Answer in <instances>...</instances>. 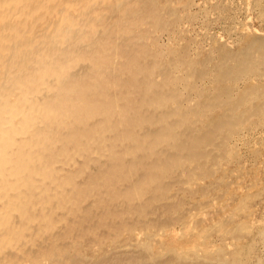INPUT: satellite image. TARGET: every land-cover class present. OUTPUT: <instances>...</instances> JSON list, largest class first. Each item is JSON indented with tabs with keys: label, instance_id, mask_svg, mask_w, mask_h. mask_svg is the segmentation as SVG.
<instances>
[{
	"label": "rangeland",
	"instance_id": "obj_1",
	"mask_svg": "<svg viewBox=\"0 0 264 264\" xmlns=\"http://www.w3.org/2000/svg\"><path fill=\"white\" fill-rule=\"evenodd\" d=\"M137 1L139 3H137ZM172 1L171 0H94V2H92L93 4L91 5L92 7L89 10H86V12L82 10L86 5V0H78L77 2H74L76 3L75 9L78 10V12L81 11L83 13L82 18H84L85 21L88 23L87 25L88 29H86V33L87 35L89 34L90 36L88 45H86V47L78 49L80 54L81 55L83 54L82 62L79 63L78 67L80 68V66L82 67L84 66L85 70L84 72H82L83 69L80 70V72L77 70L78 75L80 76V79L82 82L79 88V90L81 91L80 96L82 97L83 100L86 101V104L89 107L87 112H88V116L90 117L89 118L90 121L87 120V122L84 123L82 128L79 125L73 124V126L70 127V129H67V131L66 130L63 131V133L68 132L70 134V137H68V139H66V142L62 144V146L64 147L63 154L66 153L65 155L66 158H64L63 156V158L59 159L58 165L61 166L62 169L60 168V173H59L60 177L58 176L57 178L58 179L60 178L61 180L65 181V185H63L61 189L63 190L62 191L63 194H61L60 192L59 196L55 198V200L57 199L58 202L54 200L55 201L53 202L54 204L51 202L53 206L51 205L52 207H50V212L55 213L51 215H54L52 216V218L54 217L55 219L52 220V224L56 228L53 229V232L45 231L43 233L44 236L43 234L39 236L36 233L34 236L35 242H32L34 246H33V249L31 250L28 249V245L31 243H28L27 245H25V242H24L25 240L20 242L18 246H15V248L7 250L6 252H4V254L0 255V258H1L0 264H10L12 262L14 264H22V262L24 264H34L33 262L36 261V259L38 258H42V259L46 258V261H44L43 264H47V263L48 264H68L69 262L70 264H254V263L264 264V185H263L264 184V112H263L264 111L263 110L264 109V84H263L264 82V78H263L264 69L263 68L264 67H260L261 64L262 66L264 65L263 64L264 62V55H263L264 54V48H263L264 47V0H200V2L199 0H172ZM193 3L194 4L198 3L199 6L198 4L197 5L195 4V6H197L195 7ZM125 7H126V10H125ZM144 7H145V10H144ZM150 9H152V12ZM153 9L155 10L153 11ZM107 10H110L111 12ZM117 10L119 11V13ZM244 19L246 20V22ZM189 20L191 23L189 22ZM50 22L52 25L53 22L52 21ZM110 24L113 27L111 26L109 28ZM176 24H178V26ZM124 26L126 27L125 29H124ZM246 27L248 28L247 35L249 36L246 35ZM144 28L147 30H145ZM184 28L187 30H184ZM249 29H250V32H249ZM254 29H256L257 31ZM104 31L106 33H103ZM115 31H117L118 33ZM173 31L176 34L173 33ZM258 31H259L258 35L260 36V39L258 36H256ZM260 33H263V34L261 35ZM190 36H192L193 38L192 37L190 38ZM217 36L218 38H216ZM257 37L258 39H256ZM97 38L99 39L101 38L100 39L101 41ZM111 38L113 39L111 40ZM160 38H164V39H160ZM215 39L217 42L215 41ZM185 41H187L188 43L187 42L185 43ZM128 42L131 44H129ZM143 43L144 45H142ZM216 43L219 45H217ZM223 43L224 44L226 43L225 47L227 46V43H229L227 46L229 50L223 46L224 45ZM248 43L251 46H249ZM260 43L262 44V46ZM152 47L153 49H151ZM216 47L218 48V51L216 50L217 49ZM186 49H187V52H186ZM197 49L199 50L198 53L196 52ZM223 50L224 51L226 50V52H224ZM158 51L159 53H161L160 55L158 54ZM188 51H190V53ZM154 52L155 54H158V55H155ZM255 52H258V53H255ZM164 55L165 56L167 55V56L165 57ZM250 55H252L251 59L247 58V56L250 57ZM259 55H261V57ZM122 56L124 57L123 59H122ZM153 56L154 58L156 56L155 60ZM175 56H179L180 58L179 57L175 58ZM223 57L225 59H223ZM169 58L171 59L172 62L170 61ZM243 59H246V60H243ZM239 60L241 61L238 62ZM256 60H258V63L260 64L259 66H257ZM225 62L227 64H225ZM81 63L82 64L88 63V64L82 65ZM156 63H158L160 67ZM251 63H254V64H251ZM163 65L165 67L167 66L168 68L167 67L165 68ZM252 65H255V66H252ZM184 66L187 67L188 70ZM234 66H235V69H234ZM238 66H240L239 71H238L239 68H237ZM250 66L252 67L253 70L250 68ZM222 67L226 69L225 72H224V68L222 69ZM244 67H246V69H244ZM255 67H260V68H255ZM147 68H150V71L152 69V71L151 72L148 71L149 69L147 70ZM165 69L166 71H164ZM215 69H216V73H215ZM230 69H234L235 71L230 70ZM255 69L257 72L255 71ZM217 71L219 72V75H217L218 73ZM222 71L224 72V75H222L223 73ZM170 72L172 73L173 76L171 75ZM229 72H231V74H229ZM262 72H263V75H262ZM148 73H150L149 76H148ZM261 75L263 79L261 78ZM160 76H162V78ZM250 79L253 80L254 82L250 81ZM177 81H180L179 85ZM193 81L194 82L196 81V82L194 83ZM114 82H115V85H114ZM213 82L215 83V85ZM110 83L112 86L109 85ZM255 84H258V85H255ZM254 86H256L255 89H254ZM111 87H112V90L114 89L113 91L115 93L111 90ZM180 87H182L183 89ZM228 87H229V90H228ZM127 89L130 91H128ZM207 90L209 91V95L207 93ZM220 94H223V95H220ZM104 97H105V100H104ZM208 97L210 100H208ZM184 99L187 101H185ZM183 100L184 102H186V104L182 103ZM155 106L156 107L159 106V107L156 108ZM153 107L157 110H155ZM195 107L198 110H196ZM181 109H183L184 111H182ZM215 110H217L216 111L217 113L214 112ZM111 111H112V114H111ZM106 113H107V116H106ZM225 115L227 116V120L225 119L226 117ZM105 118L113 119V123L103 126L102 130H100L99 124L97 122L102 119L104 120ZM218 118H219V121L221 120L220 122H218ZM177 119H178V122H177ZM253 119L255 122L253 121ZM183 122L185 124H183ZM190 123L191 125L190 127H188ZM192 125H194L193 128L191 127ZM153 126L154 128H151ZM185 126H187L188 128ZM204 126L206 127L210 126V127L209 128L207 127L208 128L207 130V128ZM53 128H55V126L52 127V130L54 131ZM217 128L218 130L216 131ZM261 128L263 130H261ZM96 129L99 130V132ZM185 129L187 131H184ZM201 129L203 131L206 130L207 132L206 131L203 132ZM212 130H214V132L215 131L217 132V133L215 132L217 137ZM228 131L232 133H228ZM224 132H227V133L224 134ZM195 133L197 134V136ZM205 134H207L208 136L212 134L214 136H211L208 139L207 138L208 136H206ZM199 135L201 136V138ZM171 136L172 138H170ZM176 137L179 140H176L177 139ZM202 138H205V139L202 140ZM224 138L225 140H222ZM171 139L172 140L174 139V140L172 141ZM199 139H201L203 142L205 141V143L203 144V142L200 140L199 141L200 144H199L198 143ZM206 139H208V142ZM169 140L171 143L169 142ZM182 141H184L185 143ZM189 141H191L190 143L192 144V147L189 144ZM196 142L199 144L198 146L193 145L194 143L197 144ZM90 143H92V145ZM213 143L214 145H212ZM86 144L88 145L87 147H86ZM227 144H230L231 146L229 145L228 147ZM114 145L115 147H113ZM172 145L175 147L177 145H180V146H177V148L180 147L181 150L180 149L179 150L181 154L179 151H176L177 148L173 147ZM185 145L187 146L185 147ZM169 146H172V147H169ZM202 147L203 149H201ZM86 148H89V149H86ZM104 148L106 151L104 150ZM49 149H51V147ZM173 149H176V150L174 151ZM191 149H195V150H193L192 152ZM200 149L201 151H199ZM81 150H82V153L79 152ZM92 150H93V153H92ZM217 150H219V152L221 150H224V151H221L219 153L217 152ZM167 151H168V154H166ZM171 151L173 154L171 153ZM50 152L51 153L47 157V160L53 166H55V164L57 163L56 158L60 154H58L57 151L55 152L53 149ZM84 152H86L85 153L86 155L84 154ZM109 152L113 158L109 155ZM205 152L208 153V156L206 155L207 153ZM163 153H165L166 155H164ZM128 154H130L129 157H128ZM219 154L220 156H217ZM227 154H228V157H227ZM51 156H52V159L50 158ZM84 156L86 159L83 158ZM147 156L149 157L147 158ZM156 156H159V159L158 157L156 159ZM197 156H199L198 158L200 160L197 159ZM87 157L89 158L87 159ZM114 158L116 159V162ZM122 158L124 159V161L123 160L121 161ZM143 158H145V160ZM222 158L225 161H223ZM107 160L109 161L107 162ZM167 160L168 161L170 160L174 165L170 161H169L170 163H168ZM179 160H181L182 162L180 161L176 163V161H179ZM212 160H214V164ZM67 162H68V165L66 164ZM71 162L75 164H72ZM189 162L191 164H189ZM197 162H199V164L201 165L203 163V167L199 165ZM139 164L140 166H138ZM149 164H150L149 167H151V169L154 168L153 169L154 172L149 167H147ZM142 165L143 166L145 165V166L143 167ZM220 165L222 167H220ZM223 165H225L224 168H223ZM72 166H73V169L70 168ZM127 166L129 169L127 168ZM175 166H177V169ZM81 167L85 169H82ZM145 167L147 168V170H149V172L145 170L146 169ZM111 168H113L114 171ZM181 168L182 170H180ZM108 169H109V173L107 172ZM161 169H165V170H161ZM167 169H169V171H167ZM188 169H190V171H188ZM207 169L209 172H207ZM134 171L138 174L137 175H135L134 173L131 174V172H134ZM158 172H159V175H158ZM179 172L181 176L179 175ZM222 172L223 173L225 172V173L223 174ZM123 173L125 175H123ZM154 173L155 175H152ZM77 174L78 176H76ZM94 174H97V175L95 176ZM100 174H102V176ZM112 174L114 176H111ZM176 174L179 175L178 178ZM195 174L197 175V177L199 176L200 178L199 177L197 178ZM187 175L189 177H187ZM150 178H152V180ZM218 178L220 179L217 180ZM71 180L72 182L70 183ZM196 180H198V182H194ZM143 181H144V184H142ZM187 182L189 185L187 184ZM145 183L146 184L148 183V184L145 185ZM255 184H256V187H255ZM133 186L135 188H133ZM127 190L129 191V193ZM181 191H183V193ZM199 193H200V196H199ZM204 193H205V196H204ZM245 193L248 195H245ZM74 196L76 199L74 198ZM153 196L155 199L154 201H153ZM112 197L113 199H111ZM77 198H79L78 199L79 202L77 201ZM94 198L96 199L94 200ZM69 199H71V201ZM66 200H69V202L67 201L66 203ZM72 200L74 201L73 205H72V202H73ZM145 200L146 202H144ZM128 201H129V205H128ZM57 206H59L58 208L59 211L57 210ZM64 207L65 209H63ZM232 207H236V208L232 209ZM116 208L119 211H116ZM128 208H130L131 211H129L130 209L128 210ZM222 208L223 209L225 208V209L222 211ZM44 209L48 211L46 207ZM135 209H137L138 212ZM199 210L201 211L199 212ZM114 211L116 212L117 215L115 214ZM40 212H43L42 209ZM44 213H46V211H44L43 214ZM58 213H61V214L59 215ZM91 213H93V217H91L92 216ZM103 213H104V216H103ZM31 215H32V212L30 213V216ZM224 215L226 216V218H224L225 217ZM86 218L89 220H87ZM147 219L150 221H148ZM76 220L78 221V223ZM73 221L74 222L76 221L75 222L76 224L73 223ZM238 223L240 224L238 225ZM92 224H94L95 226L92 227L93 226ZM194 225H196V227ZM193 227L195 228L192 230ZM246 227H248L249 230H247L248 228L246 229ZM62 228H63V231H62ZM82 228L83 230H81ZM172 228L175 231L172 230ZM184 228H186L185 229L186 231L184 230ZM219 231L221 233H219ZM163 232L165 233L167 232V235L165 233L163 235ZM169 233L170 234L174 233L175 237L174 235L172 236V234L170 235ZM162 235L163 236L166 235L167 238L165 237L166 238L165 239L164 237H162ZM72 236H73V240L71 238ZM135 236L136 237L139 236L138 239L135 238ZM168 238H174L175 240L171 239L172 241H169L170 239ZM63 242H64V245H63ZM186 243H187V246H186ZM174 244H175V247H174ZM154 245L157 247H155ZM166 245H168V247ZM124 246H128V247L124 248ZM210 247L213 249V251L211 250L212 252L209 249ZM172 248L174 250H172ZM181 248L183 250H181ZM197 250H199L200 252ZM93 253L95 254V256ZM156 253L158 255L159 254L161 255L158 256ZM246 258L247 259L249 258V259L247 260ZM242 260H244L245 263Z\"/></svg>",
	"mask_w": 264,
	"mask_h": 264
},
{
	"label": "bare ground",
	"instance_id": "obj_2",
	"mask_svg": "<svg viewBox=\"0 0 264 264\" xmlns=\"http://www.w3.org/2000/svg\"><path fill=\"white\" fill-rule=\"evenodd\" d=\"M78 1V0H77ZM76 0H0V255L4 254V252H6L9 249L15 248V246H18L20 242H22L23 240H25V245H27L28 243H31L28 245V249H33L34 244H32V242H35L34 240V236L37 233L39 236H41L45 231L47 232H53V229L56 228L53 224H52V220H54L55 218L51 215V214H55L54 212H50V207H52V203L57 201V199L55 200L56 197L59 196V193L61 192V194H63V190L62 187L63 185H65V181L61 180L60 178L58 179L57 177L59 176L60 173V168L61 166L58 165L59 163V159L60 158H66L65 155L66 153L63 154L64 152V147L62 146V144H64L66 142V139H68V137H70V134L68 132H64V130L67 131V129H70V127L73 126V124L79 125L81 128L83 127L84 123L87 122V120L90 121V117L88 116V105L86 104V101L82 99V97L80 96V86H81V79L80 76L78 75V71L80 72V70H82V72H84L85 68L84 66H80V68L78 67L79 63L82 62V56L78 49H81L83 47H86V45H88L89 40H90V36L89 34L87 35L86 33V29L88 23L85 21L84 18H82V12H78V10L75 9L76 7ZM172 1V0H171ZM92 2H94V0H86V5L85 7L82 9L84 12H86V10H89L92 6ZM158 2V1H157ZM173 2V1H172ZM176 2V1H175ZM200 2V0H199ZM198 2V3H199ZM216 2V1H215ZM135 3V2H133ZM137 3H139L137 1ZM168 3V2H167ZM184 3V2H183ZM198 3H195L196 5ZM211 3V2H210ZM218 3V2H217ZM155 4V3H154ZM161 4V3H159ZM165 4V3H164ZM163 4V5H164ZM179 4V3H178ZM177 4V6H178ZM194 4V3H193ZM194 4V6H195ZM162 5V6H163ZM176 5V4H175ZM134 6V4H133ZM158 6V5H157ZM183 6V4H182ZM189 6V4H188ZM199 6V4H198ZM204 6V4H203ZM136 7V6H135ZM149 7V5H148ZM170 7V6H169ZM181 7V6H180ZM187 7V6H186ZM197 7V6H195ZM105 8V7H104ZM109 8V7H108ZM137 8V7H136ZM135 8V9H136ZM177 8V7H176ZM207 8V7H206ZM103 9V8H102ZM174 9V8H173ZM179 9V8H178ZM202 9V8H201ZM104 10V9H103ZM126 10V7H125ZM133 10V9H132ZM142 10V9H141ZM145 10V7H144ZM152 12V9H150ZM155 9H153L154 11ZM211 10V9H210ZM109 12H111L110 10H107ZM118 11V10H117ZM135 11V10H134ZM165 11V10H164ZM184 11V10H183ZM196 12V11H195ZM205 12V10H204ZM119 13V11H118ZM134 13V12H133ZM177 13V11H176ZM185 13V12H184ZM194 13V12H193ZM209 13V12H208ZM220 13V12H219ZM256 13V12H255ZM190 14V13H189ZM204 14V13H202ZM102 15V14H101ZM100 15V17H101ZM104 15V14H103ZM128 15V14H127ZM111 16V15H109ZM157 16V15H156ZM179 16V15H178ZM181 16V15H180ZM188 16V15H187ZM198 16V15H197ZM200 16V15H199ZM105 17V16H104ZM201 17V16H200ZM112 18V17H111ZM114 18V17H113ZM118 18V17H117ZM125 18V17H124ZM184 18V16H183ZM195 18V17H194ZM193 18V19H194ZM202 18V17H201ZM200 18V19H201ZM103 19V18H102ZM101 19V20H102ZM105 19V18H104ZM128 19V18H127ZM131 19V18H129ZM182 19V18H181ZM203 19V18H202ZM112 20V19H111ZM133 20V19H132ZM157 20V19H156ZM196 20V19H195ZM204 20V19H203ZM245 20V19H244ZM52 21V25L51 22ZM96 21V19H95ZM94 21V22H95ZM122 21V19H121ZM134 21V20H133ZM143 21V20H142ZM186 21V20H185ZM200 21V20H199ZM198 21V22H199ZM238 21V20H237ZM243 21V20H242ZM93 22V23H94ZM98 22V21H97ZM102 22V21H101ZM111 22V21H110ZM129 22V21H128ZM187 22V21H186ZM190 22V20H189ZM196 22V21H195ZM194 22V24H195ZM241 22V21H240ZM244 22V21H243ZM246 22V20H245ZM253 22V21H252ZM112 23V22H111ZM127 23V22H126ZM148 23V22H146ZM176 23V22H175ZM188 23V22H187ZM186 23V24H187ZM191 23V22H190ZM189 23V24H190ZM202 23V21H201ZM200 23V24H201ZM216 23V22H215ZM140 24V23H139ZM173 24V23H172ZM179 24V23H178ZM178 24H176L178 26ZM184 24V23H183ZM182 24V25H183ZM198 24V23H197ZM208 24V23H207ZM255 24V23H253ZM109 25V24H108ZM119 25V24H118ZM121 25V23H120ZM127 25V24H126ZM125 25V26H126ZM251 25V24H250ZM94 26V25H93ZM112 25L110 24L109 28ZM124 26V29L127 27ZM129 26V25H128ZM143 26V25H142ZM193 26V25H192ZM236 26V25H235ZM245 26V25H244ZM98 27V26H97ZM113 27V26H112ZM118 27V26H117ZM187 27V26H186ZM100 28V27H99ZM107 28V29H109ZM258 28V27H257ZM101 29V28H100ZM145 29V28H144ZM179 29V28H178ZM113 30V28H112ZM115 30V29H114ZM120 30V29H119ZM147 30V29H145ZM181 30V29H180ZM183 30V29H182ZM184 30H187L184 28ZM199 30V29H198ZM245 30V29H244ZM247 30L248 28L246 27V35H247ZM256 30V29H254ZM260 30V29H259ZM99 31V30H98ZM102 31V30H101ZM100 31V32H101ZM107 31V30H106ZM134 31V30H133ZM140 31V30H139ZM195 31V30H194ZM192 31V32H194ZM257 31V30H256ZM117 32V31H115ZM122 32V31H121ZM141 32V31H140ZM187 32V31H186ZM196 32V31H195ZM199 32V31H198ZM231 32V31H230ZM250 32V29H249ZM255 32V31H254ZM261 32V31H260ZM263 32V31H262ZM102 33V32H101ZM103 33H106L105 31ZM118 33V32H117ZM127 33V32H126ZM166 33V32H165ZM168 33V32H167ZM173 33H175L173 31ZM244 33V32H243ZM176 34V33H175ZM189 34V33H188ZM198 34V33H197ZM259 31L257 32V35L260 39V36L258 35ZM261 35L263 33H260ZM83 35V36H82ZM91 35V34H90ZM99 35V33H98ZM101 35V34H100ZM123 35V33H122ZM121 35V36H122ZM131 35V34H130ZM129 35V36H130ZM141 35V34H140ZM173 35V34H172ZM184 35V33H183ZM190 35V34H189ZM193 35V34H192ZM135 36V35H134ZM168 36V34H167ZM166 36V37H167ZM174 36V35H173ZM197 36V35H196ZM216 36V35H215ZM234 36V35H233ZM249 36V35H247ZM253 36V35H252ZM82 37V38H81ZM170 37V36H169ZM192 36H190L191 38ZM201 37V36H200ZM205 37V36H203ZM228 37V36H227ZM255 37V36H254ZM252 37V38H254ZM258 37L256 39H258ZM102 38V37H101ZM100 38V39H101ZM109 38V37H108ZM174 38V37H173ZM176 38V37H175ZM180 38V37H179ZM193 38V37H192ZM218 38V36L216 37ZM249 38V37H248ZM251 38V39H252ZM99 39V38H97ZM99 39V40H100ZM113 38H111L112 40ZM119 39V37H118ZM122 39V38H121ZM135 39V38H134ZM145 39V38H144ZM160 39H164V38H160ZM202 39V38H201ZM222 39V37H221ZM107 40V39H106ZM169 40V39H168ZM167 40V41H168ZM197 40V39H196ZM199 40V39H198ZM209 40V39H208ZM214 40V38H213ZM262 40V39H261ZM92 41V40H91ZM96 41V40H95ZM101 41V40H100ZM121 41V40H119ZM137 41V39H136ZM173 41V40H172ZM180 41V40H179ZM188 41V40H187ZM185 41V43L187 42ZM200 41V40H199ZM216 41V39H215ZM214 41V42H215ZM249 41V40H248ZM134 42V41H132ZM158 42V41H157ZM170 42V41H169ZM177 42V41H176ZM192 42V40H191ZM201 42V41H200ZM212 42V41H210ZM217 42V41H216ZM219 42V41H218ZM235 42V40H234ZM245 42V40H244ZM250 42V41H249ZM263 42V41H262ZM92 43V42H91ZM123 43V41H122ZM129 43V42H128ZM141 43V42H140ZM178 43V42H177ZM188 43V42H187ZM190 43V42H189ZM207 43V42H206ZM255 43V42H254ZM258 43V42H257ZM94 44V42H93ZM131 44V43H129ZM217 44V43H216ZM224 44V43H223ZM222 44V45H223ZM229 43H227L228 46ZM249 44V43H248ZM261 44V43H260ZM114 45V44H112ZM123 45V44H122ZM144 45V43L142 44ZM180 45V44H179ZM188 45V44H187ZM215 45V43H214ZM219 45V44H217ZM216 45V46H217ZM226 43L223 45L225 47ZM231 45V44H230ZM240 45V43H239ZM254 45V44H253ZM256 45V44H255ZM92 46V45H91ZM94 46V45H93ZM98 46V45H97ZM110 46V45H109ZM158 46V45H157ZM191 46V45H189ZM227 46L225 48H227ZM249 46H251L249 44ZM262 46V44H261ZM260 46V48H261ZM108 47V46H107ZM139 47V46H138ZM149 47V46H148ZM161 47V46H160ZM171 47V46H169ZM175 47V46H173ZM196 47V45H195ZM210 47V46H208ZM215 47V46H214ZM219 47V46H218ZM231 47V46H229ZM177 48V46H176ZM182 48V47H181ZM198 48V47H197ZM217 48V47H216ZM242 48V47H240ZM259 48V47H258ZM264 48V47H263ZM153 49V47L151 48ZM157 49V48H156ZM179 49V48H178ZM191 49V48H190ZM189 49V50H190ZM196 49V48H195ZM202 49V48H201ZM214 49V48H213ZM228 49V48H227ZM244 49V48H242ZM248 49V48H247ZM88 50V49H87ZM85 50V51H87ZM140 50V49H139ZM144 50V49H143ZM183 50V49H182ZM180 50V51H182ZM203 50V49H202ZM206 50V49H204ZM218 51V48L216 49ZM229 50V49H228ZM261 50V49H260ZM193 51V50H192ZM195 51V50H194ZM198 49L196 50V52L198 53ZM221 51V50H219ZM224 51V50H223ZM234 51V50H233ZM254 51V50H253ZM105 52V51H103ZM145 52V51H144ZM187 52V49H186ZM190 53V51H188ZM211 52V51H210ZM226 52V50L224 51ZM229 52V51H227ZM232 52V51H231ZM245 52V51H244ZM263 52V50H262ZM131 53V52H130ZM143 53V52H142ZM157 53V52H156ZM180 53V52H179ZM188 53V54H189ZM217 53V52H216ZM258 53V52H255ZM98 54V53H97ZM96 54V55H97ZM121 54V53H120ZM152 54V53H151ZM150 54V55H151ZM155 54V52H154ZM158 54L160 55L161 53ZM155 54V55H158ZM186 54V55H188ZM213 54V53H212ZM219 54V53H218ZM125 55V54H123ZM129 55V54H128ZM178 55V54H177ZM201 55V54H200ZM248 55V54H247ZM258 55V54H257ZM264 55V54H263ZM262 55V56H263ZM120 56V55H119ZM165 56V55H164ZM167 56V55H166ZM165 56V57H166ZM169 56V55H168ZM171 56V55H170ZM190 56V55H189ZM221 56V55H220ZM239 56V55H238ZM261 57V55H259ZM113 57V56H112ZM149 57V56H148ZM151 57V56H150ZM179 56H175V58H177ZM225 57V56H224ZM223 57V59H225ZM235 57V56H234ZM240 57V56H239ZM246 57V56H245ZM252 55H250V57L247 56V58L251 59ZM120 58V57H119ZM124 57L122 56V59ZM154 58V56H153ZM156 58V56H155ZM154 58V60H155ZM161 58V57H160ZM173 58V57H172ZM180 58V57H179ZM185 58V57H184ZM111 59V58H110ZM143 59V58H142ZM148 59V58H147ZM170 59V58H169ZM195 59V58H194ZM193 59V60H194ZM222 59V58H221ZM231 59V57H230ZM239 59V58H237ZM257 59V58H256ZM127 60V59H126ZM125 60V61H126ZM145 60V59H144ZM159 60V59H158ZM161 60V59H160ZM167 60V59H166ZM165 60V61H166ZM192 60V61H193ZM228 60V59H227ZM246 60V59H243ZM260 60V59H259ZM85 61V60H84ZM163 61V60H162ZM164 61V62H165ZM171 61V59H170ZM169 61V62H170ZM174 61V60H173ZM180 61V60H178ZM177 61V62H178ZM197 61V60H196ZM219 61V60H218ZM231 61V60H230ZM229 61V62H230ZM241 60H239L238 62H240ZM262 61V60H261ZM259 61V62H261ZM89 62V61H88ZM96 62V61H94ZM116 62V61H115ZM118 62V61H117ZM124 62V61H123ZM163 62V63H164ZM172 62V61H171ZM201 62V60H200ZM228 62V61H227ZM237 62V63H238ZM243 62V61H242ZM245 62V61H244ZM129 63V62H128ZM181 63V62H180ZM185 63V62H184ZM187 63V62H186ZM209 63V61H208ZM232 63V62H231ZM235 63V62H233ZM82 64V63H81ZM85 64V63H84ZM82 64V65H84ZM88 64V63H86ZM85 64V65H86ZM94 64V63H93ZM96 64V63H95ZM121 64V63H120ZM158 64V63H156ZM168 64V62H167ZM225 64H227L225 62ZM224 64V65H225ZM254 64V63H251ZM249 64V65H251ZM256 64L257 66H259L260 64L258 63V60H256ZM264 64V62H263ZM91 65V64H90ZM99 65V63H98ZM104 65V64H103ZM159 65V64H158ZM186 65V64H185ZM214 65V64H213ZM236 65V64H235ZM93 66V65H92ZM91 66V67H92ZM156 66V65H155ZM164 66V65H163ZM162 66V67H163ZM188 66V65H187ZM211 66V65H210ZM223 66V64H222ZM230 66V65H228ZM237 66V65H236ZM247 66V65H246ZM255 66V65H252ZM102 67V66H101ZM104 67V66H103ZM120 67V66H119ZM133 67V66H132ZM149 67V66H147ZM160 67V65H159ZM165 67V66H164ZM167 67V66H166ZM165 67V68H166ZM175 67V65H174ZM179 67V66H178ZM185 67V66H184ZM240 66H238L237 68H239ZM260 67H264V65ZM260 67H255V68H260ZM100 68V67H99ZM151 68V67H150ZM150 68H147L148 71H150ZM168 68V67H167ZM181 68V67H180ZM187 68V67H185ZM200 68V67H199ZM209 68V66H208ZM221 68V66H220ZM224 67H222L223 69ZM233 68V67H232ZM236 68V69H237ZM242 68V67H241ZM249 68V67H247ZM250 68L252 69V67L250 66ZM140 69V68H139ZM171 69V68H170ZM195 69V67H194ZM219 69V68H218ZM217 69V70H218ZM221 69V70H222ZM235 69V66H234ZM234 69H230V70H234ZM244 69H246V67H244ZM264 69V68H263ZM78 70V71H77ZM99 70V69H97ZM109 70V69H108ZM146 70V71H147ZM160 70V69H159ZM178 70V69H177ZM188 70V68H187ZM186 70V71H187ZM201 70V69H200ZM204 70V69H203ZM212 70V69H211ZM225 68H224V72H225ZM229 70V71H230ZM240 70V68L238 69V71ZM253 70V69H252ZM143 71V69H142ZM147 71V72H148ZM152 71V69H151ZM150 71V72H151ZM155 71V70H154ZM166 71V69L164 70ZM168 71V70H167ZM171 71V70H170ZM198 71V70H197ZM208 71V69H207ZM219 71V70H218ZM217 71V72H218ZM228 71V70H227ZM235 71V70H234ZM237 71V72H238ZM256 71V69H255ZM259 71V70H258ZM119 72V71H118ZM121 72V71H120ZM130 72V71H129ZM135 72V71H134ZM145 72V70H144ZM179 72V71H178ZM182 72V71H181ZM210 72V71H209ZM220 72V71H219ZM219 72L217 73V75H219ZM223 72V71H222ZM224 72L222 73V75H224ZM248 72V71H247ZM257 72V71H256ZM96 73V72H95ZM171 73V72H170ZM190 73V72H188ZM196 73V72H195ZM200 73V71H199ZM204 73V72H203ZM215 73H216V69H215ZM235 73V72H234ZM240 73V72H239ZM249 73V72H248ZM260 73V72H258ZM125 74V73H124ZM128 74V73H127ZM174 74V73H173ZM211 74V73H210ZM229 74H231V72H229ZM238 74V73H237ZM150 75V73H148V76ZM152 75V73H151ZM172 75V73H171ZM175 75V74H174ZM190 75V74H189ZM196 75V74H195ZM214 75V74H213ZM221 75V77H222ZM263 75V72H262ZM261 75V78H262ZM101 76V75H99ZM107 76V75H106ZM105 76V77H106ZM129 76V75H128ZM140 76V75H139ZM173 76V75H172ZM186 76V75H185ZM206 76V75H204ZM202 76V77H204ZM247 76V75H246ZM252 76V75H251ZM258 76V75H257ZM143 77V76H142ZM162 78V76H160ZM183 77V76H182ZM188 77V76H187ZM194 77V76H193ZM192 77V78H193ZM201 77V76H200ZM228 77V76H226ZM231 77V75H230ZM228 77V78H230ZM236 77V76H235ZM107 78V77H106ZM114 78V77H113ZM119 78V76H118ZM124 78V77H123ZM165 78V77H164ZM171 78V77H170ZM177 78V77H176ZM190 78V77H189ZM199 78V77H198ZM213 78V77H212ZM217 78V77H216ZM260 78V77H259ZM264 78V77H263ZM262 78V79H263ZM103 79V78H102ZM140 79V78H139ZM138 79V80H139ZM157 79V78H156ZM195 79V78H194ZM201 79V78H200ZM221 79V78H219ZM223 79V78H222ZM234 79V77H233ZM261 79V80H262ZM106 80V79H105ZM113 80V79H112ZM115 80V79H114ZM130 80V79H129ZM133 80V79H132ZM179 80V79H178ZM236 80V79H235ZM124 81V80H123ZM131 81V80H130ZM134 81V80H133ZM146 81V80H145ZM172 81V79H171ZM197 81V80H196ZM195 81V82H196ZM200 81V80H199ZM249 81V80H248ZM250 81H253L250 79ZM257 81V80H256ZM111 82V81H110ZM178 85L180 81H177ZM190 82V81H189ZM194 82V81H193ZM194 82V83H195ZM201 82V81H200ZM247 82V80H246ZM254 82V81H253ZM95 83V82H94ZM101 83V82H100ZM108 83V82H107ZM151 83V82H150ZM163 83V82H162ZM175 83V82H174ZM187 83V82H186ZM214 83V82H213ZM259 83V82H257ZM220 84V83H219ZM228 84V83H227ZM246 84V83H244ZM261 84V83H260ZM264 84V82H263ZM99 85V84H98ZM111 85V83L109 84ZM115 85V82H114ZM126 85V84H125ZM215 85V83H214ZM248 85V84H247ZM258 85V84H255ZM112 86V85H111ZM177 86V85H176ZM195 86V84H194ZM244 86V85H243ZM242 86V87H243ZM251 86V85H250ZM119 87V86H118ZM147 87V86H146ZM207 87V86H206ZM215 87V86H214ZM256 86H254L255 89ZM263 87V86H262ZM95 88V87H94ZM107 88V86H106ZM176 88V87H175ZM182 88V87H180ZM216 88V87H215ZM218 88V87H217ZM222 88V86H221ZM253 88V87H252ZM90 89V88H89ZM96 89V88H95ZM103 89V88H102ZM110 89V88H109ZM118 89V88H117ZM121 89V88H120ZM132 89V88H131ZM149 89V88H148ZM151 89V87H150ZM153 89V88H152ZM158 89V88H157ZM183 89V88H182ZM195 89V88H193ZM219 89V88H218ZM225 89V88H224ZM261 89V88H260ZM263 89V88H262ZM94 90V89H93ZM112 90V87H111ZM114 90V89H113ZM112 90V91H113ZM128 90V89H127ZM209 90V89H208ZM207 90V93L209 95V91ZM212 90V89H211ZM223 90V88H222ZM221 90V91H222ZM229 90V87H228ZM248 90V88H247ZM257 90V89H256ZM259 90V89H258ZM118 91V90H117ZM130 91V90H128ZM203 91V90H202ZM215 91V90H214ZM254 91V90H253ZM96 92V90H95ZM114 92V91H113ZM182 92V91H181ZM204 92V91H203ZM216 92V91H215ZM218 92V91H217ZM220 92V91H219ZM230 92V91H228ZM87 93V92H86ZM115 93V92H114ZM120 93V91H119ZM174 93V92H173ZM212 93V92H211ZM210 93V94H211ZM257 93V92H256ZM110 94V92H109ZM126 94V93H125ZM185 94V93H184ZM194 94V93H193ZM88 95V94H87ZM107 95V94H106ZM105 95V96H106ZM132 95V94H131ZM180 95V94H179ZM196 95V94H195ZM212 95V94H211ZM223 95V94H220ZM258 95V94H257ZM262 95V94H261ZM103 96V95H102ZM129 96V95H128ZM183 96V95H182ZM241 96V95H240ZM253 96V95H252ZM97 97V95H96ZM177 97V96H176ZM180 97V96H179ZM198 97V96H197ZM263 97V96H262ZM185 98V97H184ZM201 98V97H200ZM199 98V99H200ZM241 98V97H240ZM92 99V98H91ZM94 99V98H93ZM102 99V98H101ZM113 99V98H112ZM195 99V98H194ZM198 99V100H199ZM203 99V98H202ZM207 99V98H206ZM205 99V100H206ZM105 100V97H104ZM158 100V99H157ZM170 100V99H169ZM177 100V99H176ZM179 100V99H178ZM185 100V99H184ZM183 100V104L186 102H184ZM191 100V99H190ZM208 100L209 97H208ZM216 100V99H215ZM237 100V99H236ZM234 100V101H236ZM109 101V100H108ZM116 101V100H115ZM114 101V102H115ZM123 101V100H122ZM135 101V100H134ZM181 101V100H180ZM187 101V100H185ZM200 101V100H199ZM203 101V100H202ZM232 101V100H231ZM239 101V99H238ZM253 101V100H252ZM259 101V100H258ZM105 102V101H104ZM117 102V101H116ZM173 102V101H172ZM196 102V101H195ZM207 102V101H206ZM130 103V102H129ZM166 103V102H165ZM202 103V102H201ZM233 103V102H232ZM254 103V102H252ZM136 104V103H135ZM153 104V103H152ZM189 104V103H188ZM187 104V105H188ZM114 105V104H113ZM164 105V104H163ZM201 105V104H200ZM206 105V104H205ZM232 105V104H231ZM253 105V104H252ZM262 105V104H261ZM168 106V105H167ZM172 106V105H171ZM202 106V105H201ZM211 106V104H210ZM213 106V105H212ZM156 107V106H155ZM159 107V106H158ZM156 107V108H158ZM227 107V106H226ZM225 107V108H226ZM238 107V106H237ZM253 107V106H252ZM117 108V107H116ZM151 108V107H150ZM154 108V107H153ZM181 108V107H180ZM213 108V107H212ZM223 108V107H222ZM235 108V107H234ZM239 108V107H238ZM119 109V108H118ZM155 109V108H154ZM153 109V110H154ZM196 109V107H195ZM237 109V108H236ZM235 109V111H236ZM241 109V108H240ZM243 109V108H242ZM263 109V108H262ZM110 110V108H109ZM112 110V109H111ZM150 110V109H149ZM157 110V109H155ZM162 110V109H161ZM177 110V109H176ZM180 110V109H179ZM182 111H184L183 109H181ZM198 110V109H196ZM200 110V109H199ZM212 110V109H211ZM238 110V109H237ZM264 110V109H263ZM108 111V110H107ZM114 111V110H113ZM217 110H215L214 112H216ZM222 111V110H221ZM116 112V111H115ZM181 112V111H180ZM192 112V111H191ZM197 112V111H195ZM194 112V113H195ZM199 112V111H198ZM224 112V111H223ZM257 112V111H256ZM264 112V111H263ZM217 113V112H216ZM215 113V114H216ZM222 113V112H220ZM235 113V112H234ZM101 114V112H100ZM112 114V111H111ZM157 114V113H156ZM227 114V113H226ZM242 114V113H241ZM96 115V113H95ZM99 115V114H98ZM115 115V114H114ZM113 115V116H114ZM234 115V114H233ZM232 115V116H233ZM263 115V114H262ZM261 115V116H262ZM107 116V113H106ZM109 116V115H108ZM188 116V114H187ZM209 116V115H208ZM211 116V115H210ZM216 116V115H215ZM224 116V114H223ZM226 116V115H225ZM252 116V115H251ZM196 117V116H195ZM194 117V118H195ZM258 117V116H257ZM179 118V117H178ZM186 118V117H184ZM191 118V117H190ZM193 118V117H192ZM125 119V118H124ZM173 119V118H172ZM181 119V118H180ZM207 119V118H206ZM211 119V117H210ZM214 119V118H213ZM222 119V118H221ZM225 119L227 120V116L225 117ZM232 119V118H230ZM92 120V119H91ZM174 120V119H173ZM176 120V119H175ZM205 120V119H204ZM208 120V119H207ZM217 120V119H216ZM215 120V121H216ZM223 120V119H222ZM168 121V120H167ZM166 121V122H167ZM197 121V120H196ZM214 121V122H215ZM221 121V120H220ZM219 118H218V122ZM254 121V119H253ZM252 121V122H253ZM178 122V119H177ZM208 122V121H207ZM211 122V121H210ZM228 122V121H227ZM255 122V121H254ZM257 122V121H256ZM99 124V128L100 130H102L103 126L107 125V124H112L113 123V119L111 118H105L104 120H100L97 122ZM183 124H185L183 122ZM188 124V123H187ZM208 124V123H207ZM206 124V125H207ZM228 124V123H227ZM225 124V125H227ZM241 124V123H240ZM250 124V123H249ZM122 125V124H121ZM143 125V124H142ZM157 125V124H156ZM180 125V124H179ZM191 123L189 124L188 127H190ZM209 125V124H208ZM224 125V124H223ZM253 125V124H251ZM250 125V127H251ZM55 126L54 131L52 130V127ZM119 126V125H118ZM182 126V125H181ZM185 126V127H187ZM194 125H192L191 127L193 128ZM236 126V125H235ZM77 127V126H76ZM143 127V126H142ZM184 127V128H185ZM187 127V128H188ZM196 127V126H195ZM202 127V126H201ZM206 127V126H204ZM203 127V128H204ZM208 127V126H207ZM206 127V128H207ZM210 127V126H209ZM208 127V128H209ZM120 128V127H119ZM151 128H154L151 127ZM176 128V127H175ZM182 128V127H181ZM180 128V129H181ZM207 128V130H208ZM228 128V127H227ZM95 129V128H94ZM115 129V128H113ZM142 129V128H141ZM190 129V128H189ZM232 129V128H231ZM72 130V129H71ZM97 130V129H96ZM95 130V131H96ZM179 130V129H178ZM202 130V129H201ZM218 130V128L216 129V131ZM220 130V129H219ZM224 130V129H223ZM228 130V129H227ZM226 130V131H227ZM241 130V129H240ZM261 130H263L261 128ZM99 132V130H97ZM176 131V130H174ZM184 131H187L186 129ZM199 131V130H198ZM203 131V130H202ZM206 131V130H204ZM203 131V132H204ZM214 132V130H212ZM215 131V132H216ZM249 131V130H248ZM247 131V132H248ZM86 132V131H85ZM97 132V133H98ZM103 132V131H102ZM192 132V131H191ZM207 132V131H206ZM214 132V134H215ZM222 132V131H221ZM219 132V133H221ZM236 132V131H235ZM62 133V134H61ZM186 133V132H185ZM193 133V132H192ZM198 133V132H197ZM217 133V132H216ZM227 132H224V134ZM228 133H232L229 132ZM92 134V132H91ZM95 134V133H94ZM102 134V133H101ZM108 134V133H107ZM191 134V133H190ZM196 134V133H195ZM223 134V135H224ZM192 135V134H191ZM202 135V134H200ZM199 135V136H200ZM206 136H208L207 134H205ZM216 135V134H215ZM220 135V134H218ZM222 135V136H223ZM181 136V135H180ZM190 136V135H189ZM194 136V135H193ZM197 136V134H196ZM195 136V137H196ZM214 136V135H210L207 138L209 139V137ZM229 136V134H228ZM227 136V137H228ZM234 136V135H233ZM247 136V135H246ZM93 137V136H92ZM97 137V135H96ZM124 137V136H123ZM179 137V136H178ZM217 137V135H216ZM214 137V138H216ZM220 137V136H219ZM226 137V135H225ZM231 137V136H230ZM236 137V136H235ZM91 138V137H90ZM172 138V136L170 137ZM177 138V137H176ZM185 138V137H184ZM188 138V137H187ZM197 138V137H196ZM201 138V136H200ZM125 139V138H123ZM191 139V138H190ZM188 139V140H190ZM205 138H202V140ZM208 139L207 142H208ZM218 139V138H217ZM221 139V138H220ZM109 140V139H108ZM121 140V139H120ZM127 140V139H126ZM164 140V139H163ZM172 140V139H171ZM174 140V139H173ZM172 140V141H173ZM176 140H179L178 138ZM184 140V139H183ZM201 139L198 140V143ZM201 140V141H202ZM216 140V139H215ZM222 140H225L222 139ZM91 141V140H89ZM103 141V140H102ZM115 141V140H114ZM166 141V140H165ZM197 141V140H196ZM213 141V139H212ZM211 141V143H212ZM229 141V140H228ZM170 142V140H169ZM168 142V143H169ZM184 142V141H182ZM181 142V143H182ZM187 142V140H186ZM191 141H189V144L192 147V144L190 143ZM203 142V141H202ZM223 142V141H222ZM171 143V142H170ZM180 143V144H181ZM185 143V142H184ZM197 143V142H196ZM193 144V145H199V144ZM205 143V141L203 142V144ZM229 143V142H227ZM239 143V142H238ZM76 144V143H75ZM92 145V143H90ZM99 144V143H98ZM101 144V142H100ZM120 144V143H119ZM167 144V143H166ZM165 144V145H166ZM174 144V142H173ZM177 144V143H176ZM202 144V143H201ZM202 144V145H203ZM222 144V143H221ZM231 144V143H230ZM230 144H227V146L229 147ZM250 144V143H249ZM77 145V144H76ZM110 145V144H109ZM123 145V143H122ZM214 145V143L212 144ZM78 146V145H77ZM88 145L86 144V147ZM173 146V145H172ZM169 146V147H172ZM180 146V145H177ZM177 146H173L175 148H177ZM187 145H185L186 147ZM206 146V145H204ZM210 146V145H209ZM208 146V147H209ZM231 146V145H230ZM255 146V145H254ZM263 146V145H262ZM51 147V149H49ZM90 147V146H89ZM115 147V145L113 146ZM121 147V146H120ZM123 147V146H122ZM168 147V148H169ZM195 147V146H194ZM219 147V146H218ZM222 147V145H221ZM220 147V148H221ZM226 147V146H225ZM233 147V145H232ZM78 148V147H76ZM110 148V147H109ZM161 148V147H159ZM158 148V149H159ZM164 148V147H163ZM188 148V147H187ZM186 148V150H187ZM211 148V147H210ZM255 148V147H254ZM54 150L55 152L57 151L58 154L60 155H56V161L57 163L55 164V166H53L50 162H48L47 157L49 156V154L51 153V150ZM72 149V148H71ZM70 149V150H71ZM89 149V148H86ZM103 149V148H102ZM166 149V148H165ZM172 149V148H170ZM180 147L176 149H173L174 151H179L180 152ZM203 149V147L201 148ZM201 149L199 151H201ZM205 149V148H204ZM207 149V148H206ZM229 149V148H228ZM232 149V148H231ZM235 149V148H234ZM250 149V148H249ZM95 150V149H94ZM105 150V148H104ZM125 150V148H124ZM162 150V149H161ZM172 150V151H173ZM185 150V149H184ZM183 150V151H184ZM185 150V151H186ZM193 150L195 149H191V151L193 152ZM197 150V149H196ZM212 150V149H211ZM210 150V151H211ZM216 150V149H215ZM238 150V149H237ZM245 150V149H244ZM90 151V150H89ZM106 151V150H105ZM121 151V150H120ZM156 151V150H154ZM166 151V150H165ZM169 151V149H168ZM168 151L166 154H168ZM171 151V153H172ZM209 151V153H210ZM224 151V150H221ZM220 151V152H221ZM232 151V150H230ZM82 153V150L79 151ZM100 152V151H99ZM127 152V151H126ZM140 152V151H139ZM153 152V151H152ZM159 152V151H158ZM156 152V153H158ZM188 152V151H187ZM197 152V151H196ZM212 152V151H211ZM217 152H219V150H217ZM216 152V153H217ZM219 152V153H220ZM227 152V151H226ZM229 152V151H228ZM235 152V150H234ZM73 153V152H72ZM86 152H84L85 154ZM93 153V150H92ZM95 153V152H94ZM132 153V152H131ZM130 153V154H131ZM170 153V154H171ZM176 153V152H175ZM203 153V152H202ZM207 153V152H205ZM204 153V154H205ZM225 153V152H223ZM231 153V152H230ZM91 154V153H89ZM130 154H128V157L130 156ZM134 154V153H133ZM145 154V153H144ZM149 154V153H148ZM161 154V153H160ZM164 155H166L165 153H163ZM173 154V153H172ZM181 154V152H180ZM184 154V153H182ZM186 154V152H185ZM214 154V153H213ZM234 154V153H233ZM236 154V153H235ZM238 154V152H237ZM240 154V153H239ZM86 155V154H85ZM110 155V152H109ZM107 155V156H109ZM122 155V154H121ZM147 155V154H146ZM145 155V156H146ZM152 155V154H151ZM157 155V154H156ZM162 155V154H161ZM179 155V154H178ZM208 156V153L206 154ZM216 155V154H215ZM222 155V153H221ZM230 155V154H229ZM90 156V155H89ZM111 156V155H110ZM115 156V155H113ZM118 156V155H117ZM217 156H220L217 155ZM73 157V155H72ZM80 157V156H79ZM112 157V156H111ZM124 157V156H123ZM149 156H147L148 158ZM153 157V156H152ZM159 159V156H156V159ZM199 156H197V159ZM210 157V156H209ZM228 157V154H227ZM52 159V156L50 157ZM85 158V156L83 157ZM89 157H87L88 159ZM101 158V156H100ZM104 158V157H103ZM113 158V157H112ZM118 158V157H117ZM133 158V157H132ZM131 158V159H132ZM154 158V157H153ZM189 158V157H188ZM187 158V159H188ZM206 158V156H205ZM242 158V157H241ZM70 159V158H69ZM86 159V158H85ZM84 159V160H85ZM107 159V158H106ZM145 160V158H143ZM150 159V158H149ZM155 159V158H154ZM179 159V158H178ZM194 159V158H193ZM192 159V160H193ZM225 159V158H224ZM111 160V159H110ZM115 162L116 159L114 158ZM124 161V159L122 158L121 161ZM147 160V159H146ZM173 160V159H172ZM195 160V159H194ZM200 160V159H199ZM223 160V158H222ZM233 160V159H231ZM51 161V160H50ZM87 161V160H86ZM109 160H107L108 162ZM163 161V159H162ZM168 161V160H167ZM170 161V160H169ZM168 161V163H170ZM176 161L177 162H180ZM213 164H214V160ZM225 161V160H223ZM228 161V160H226ZM55 162V161H54ZM53 162V164H54ZM61 162V160H60ZM75 162V161H74ZM94 162V161H93ZM99 162V161H98ZM113 162V161H111ZM119 162V161H118ZM143 162V160H142ZM145 162V161H144ZM157 162V161H156ZM165 162V161H164ZM174 162V161H173ZM182 162V161H181ZM191 162V161H190ZM189 162V164H191ZM193 162V161H192ZM203 162V161H202ZM216 162V160H215ZM219 162V161H218ZM72 163V162H71ZM84 163V162H83ZM120 163V162H119ZM149 163V161H148ZM172 163V162H171ZM188 163V162H187ZM199 164V162H197ZM205 163V162H204ZM68 165V162L66 163ZM75 164V163H72ZM88 164V162H87ZM97 164V163H96ZM122 164V163H121ZM137 164V163H136ZM135 164V165H136ZM173 164V163H172ZM179 164V163H178ZM181 164V163H180ZM184 164V163H183ZM182 164V165H183ZM239 164V163H238ZM61 165V164H60ZM81 165V164H80ZM129 165V164H128ZM160 165V164H158ZM166 165V163H165ZM171 165V164H170ZM174 165V164H173ZM201 165V164H199ZM211 165V163H210ZM140 166V164L138 165ZM136 166V167H138ZM143 166V165H142ZM145 166V165H144ZM143 166V167H144ZM150 164L147 166L149 167ZM162 166V165H160ZM180 166V165H179ZM203 167V163L201 165ZM205 166V165H204ZM216 166V165H215ZM63 167V166H62ZM76 167V166H75ZM79 167V166H78ZM87 167V165H86ZM158 167V166H157ZM169 167V166H168ZM177 169V166H175ZM174 167V168H175ZM192 167V166H191ZM208 167V166H207ZM220 167H222L220 165ZM225 167V165H223V168ZM66 168V166H65ZM73 169V166L70 167ZM69 168V169H70ZM82 168V167H81ZM90 168V166H89ZM117 168V167H116ZM128 168V166H127ZM135 168V167H134ZM142 168V167H140ZM146 168V167H145ZM144 168V169H145ZM151 169V167H149ZM163 168V167H162ZM185 168V167H184ZM196 168V167H195ZM199 168V167H198ZM62 169V168H61ZM85 169V168H82ZM93 169V168H92ZM107 169V168H106ZM113 169V168H111ZM118 169V168H117ZM120 169V168H119ZM122 169V167H121ZM126 169V168H125ZM129 169V168H128ZM136 169V168H135ZM154 169V168H153ZM151 169V170H153ZM201 169V168H200ZM218 169V168H217ZM127 170V169H126ZM138 170V168H137ZM135 170V171H137ZM140 170V169H139ZM147 170V168L145 169ZM150 170V172H151ZM161 170H165V169H161ZM173 170V168H172ZM182 170V168L180 169ZM194 170V169H193ZM192 170V171H193ZM202 170V169H201ZM200 170V171H201ZM215 170V169H214ZM220 170V169H219ZM224 170V169H223ZM77 171V170H76ZM111 171V170H110ZM114 171V169H113ZM132 171V169H131ZM131 172L134 173L135 175H137L138 173L136 172ZM141 171V170H140ZM149 172V170H147ZM167 171H169V169H167ZM171 171V170H170ZM188 171H190V169H188ZM191 171V172H192ZM67 172V170H66ZM91 172V171H90ZM109 173V169L107 171ZM112 172V171H111ZM126 172V171H125ZM146 172V171H145ZM154 172V170H153ZM163 172V171H162ZM207 172L208 169H207ZM130 173V171H129ZM157 173V172H156ZM178 173V172H177ZM223 173V172H222ZM225 173V172H224ZM223 173V174H224ZM64 174V173H63ZM81 174V173H79ZM99 174V173H98ZM115 174V173H114ZM120 174V173H119ZM148 174V173H147ZM171 174V173H170ZM210 174V173H209ZM232 174V173H230ZM95 176L97 174H94ZM93 175V176H94ZM102 176V174H100ZM107 175V174H106ZM123 175H125L123 173ZM149 175V174H148ZM152 175H155L152 174ZM157 175V174H156ZM159 175V172H158ZM157 175V176H158ZM177 175V174H176ZM180 175V172H179ZM177 175V178L178 176ZM196 175V174H195ZM199 175V174H198ZM211 175V174H210ZM78 176V174L76 175ZM83 176V175H82ZM86 176V175H85ZM100 176V178H101ZM111 176H114L113 174ZM181 176V175H180ZM186 176V174H185ZM60 177V176H59ZM62 177V176H61ZM73 177V176H72ZM99 177V175H98ZM123 177V176H122ZM154 177V176H153ZM152 177V178H153ZM187 177H189L187 175ZM192 177V176H190ZM197 177V175H196ZM199 177V176H198ZM197 177V178H198ZM94 178V177H93ZM143 178V177H142ZM152 178H150L152 180ZM155 178V177H154ZM200 178V177H199ZM209 178V177H208ZM67 179V178H66ZM71 179V178H70ZM77 179V178H75ZM149 179V178H148ZM157 179V177H156ZM159 179V178H158ZM162 179V177H161ZM181 179V178H179ZM188 179V178H187ZM220 178H218L217 180H219ZM223 179V178H222ZM221 179V180H222ZM229 179V178H227ZM236 179V178H235ZM65 180V179H64ZM79 180V179H78ZM102 180V179H100ZM144 180V179H142ZM150 180V181H151ZM171 180V179H170ZM76 181V180H75ZM83 181V180H82ZM93 181V180H92ZM95 181V180H94ZM147 181V179H146ZM176 181V180H175ZM185 181V180H184ZM189 181V180H188ZM200 181V180H199ZM261 181V180H260ZM72 182V180L70 181V183ZM178 182V181H177ZM180 182V181H179ZM183 182V181H182ZM194 182H198V180L194 181ZM250 182V181H249ZM255 182V181H254ZM97 183V182H96ZM95 183V184H96ZM191 183V182H190ZM133 184V183H132ZM131 184V185H132ZM144 184V181L143 183ZM148 184V183H147ZM145 183V185H147ZM165 184V183H164ZM163 184V186H164ZM181 184V183H180ZM183 184V183H182ZM188 184V182H187ZM91 185V184H89ZM99 185V184H98ZM127 185V184H126ZM138 185V184H137ZM140 185V184H139ZM152 185V184H151ZM169 185V184H168ZM185 185V183H184ZM183 185V186H184ZM189 185V184H188ZM260 185V184H259ZM264 185V184H263ZM73 186V185H72ZM96 186V185H95ZM128 186V185H127ZM187 186V185H186ZM218 186V185H217ZM228 186V185H227ZM85 187V186H84ZM90 187V186H89ZM93 187V186H92ZM116 187V186H115ZM139 187V186H138ZM190 187V186H189ZM192 187V186H191ZM252 187V186H251ZM256 187V184H255ZM65 188V186H64ZM67 188V187H66ZM77 188V187H76ZM86 188V187H85ZM94 188V187H93ZM124 188V187H123ZM133 188H135L133 186ZM173 188V187H172ZM89 189V188H88ZM126 189V188H125ZM149 189V188H148ZM151 189V188H150ZM159 189V187H158ZM250 189V188H249ZM103 190V189H102ZM133 190V189H132ZM136 190V189H135ZM155 190V189H154ZM254 190V189H253ZM71 191V190H70ZM69 191V192H70ZM77 191V190H76ZM94 191V190H93ZM128 191V190H127ZM174 191V190H173ZM250 191V190H249ZM99 192V191H98ZM103 192V191H101ZM131 192V191H130ZM151 192V191H150ZM169 192V191H168ZM183 193V191H181ZM85 193V192H84ZM126 193V192H125ZM129 193V191H128ZM132 193V192H131ZM130 193V194H131ZM149 193V192H148ZM237 193V192H236ZM248 193V191H247ZM75 194V193H74ZM106 194V193H105ZM134 194V192H133ZM151 194V193H150ZM153 194V193H152ZM202 194V193H201ZM207 194V193H206ZM68 195V193H67ZM84 195V194H83ZM98 195V194H97ZM128 195V194H127ZM193 195V194H192ZM245 195H248L245 193ZM250 195V194H249ZM138 196V195H137ZM142 196V194H141ZM183 196V195H182ZM200 196V193H199ZM205 196V193H204ZM251 196V195H250ZM62 197V196H61ZM66 197V196H65ZM87 197V196H86ZM151 197V196H150ZM174 197V196H173ZM60 198V197H59ZM75 198V196H74ZM81 198V197H80ZM132 198V196H131ZM143 198V196H142ZM170 198V197H169ZM172 198V197H171ZM211 198V197H210ZM68 199V198H67ZM76 199V198H75ZM79 198H77V201ZM96 198H94L95 200ZM113 199V197L111 198ZM145 199V198H144ZM152 199V198H151ZM150 199V201H151ZM177 199V198H176ZM220 199V198H219ZM242 199V198H241ZM55 200V201H54ZM59 200V199H58ZM65 200V199H64ZM71 201V199H69ZM69 200H66L69 202ZM131 200V199H130ZM129 200V201H130ZM148 200V199H147ZM154 196H153V201H154ZM191 200V199H190ZM63 201V200H62ZM73 201V200H72ZM129 201H128V205H129ZM194 201V200H192ZM240 201V200H239ZM52 202V203H51ZM58 202V201H57ZM126 202V201H125ZM131 202V201H130ZM139 202V200H138ZM146 202V200L144 201ZM65 203V202H64ZM77 203V202H75ZM122 203V202H121ZM54 204V203H53ZM57 204V203H55ZM74 204V201L72 202V205ZM79 204V203H78ZM90 204V203H89ZM149 204V203H148ZM52 205V206H51ZM68 205V204H67ZM70 205V204H69ZM121 205V204H120ZM144 205V203H143ZM150 205V204H149ZM148 205V206H149ZM238 205V204H237ZM242 205V204H241ZM78 206V205H77ZM179 206V205H178ZM190 206V205H189ZM46 207L47 210H45L44 208ZM76 207V206H75ZM86 207V206H85ZM125 207V206H124ZM132 207V206H130ZM141 207V206H140ZM150 207V206H149ZM188 207V206H187ZM214 207V206H213ZM240 207V206H239ZM59 206H57V210H58ZM62 208V207H61ZM112 208V207H111ZM115 208V207H114ZM127 208V207H126ZM137 208V207H136ZM221 208V207H220ZM236 208V207H232ZM238 208V207H237ZM42 209V211H46V213L43 214V212H40ZM65 209V207L63 208ZM78 209V208H77ZM130 208H128L129 210ZM225 209V208H224ZM222 208V211L224 210ZM251 209V208H250ZM84 210V209H82ZM108 210V209H107ZM106 210V211H107ZM123 210V208H122ZM126 210V211H128ZM137 211V209H135ZM145 210V208H144ZM193 210V209H192ZM59 211V210H58ZM73 211V209H72ZM71 211V212H72ZM104 211V209H103ZM112 211V210H111ZM116 211L117 210L116 208ZM125 211V210H124ZM131 211V209L129 210ZM142 211V210H141ZM201 210H199L200 212ZM32 212V215L30 216V213ZM115 212V211H114ZM113 212V213H114ZM134 212V210H133ZM138 212V211H137ZM136 212V213H137ZM42 213V215H41ZM62 213V212H61ZM61 213H58L59 215ZM83 213V212H82ZM101 213V212H100ZM107 213V212H106ZM105 213V214H106ZM125 213V212H124ZM128 213V212H127ZM143 213V212H142ZM227 213V212H226ZM77 214V213H75ZM74 214V215H75ZM84 214V213H83ZM93 217V213H91ZM116 214V212H115ZM123 214V213H122ZM190 214V213H189ZM194 214V213H193ZM223 214V213H222ZM68 215V214H67ZM102 215V214H101ZM100 215V216H101ZM117 215V214H116ZM115 215V216H116ZM150 215V214H149ZM233 215V214H232ZM76 216V215H75ZM84 216V215H83ZM82 216V217H83ZM99 216V217H100ZM104 216V213H103ZM125 216V214H124ZM127 216V215H126ZM136 216V215H135ZM225 216V215H224ZM58 217V216H57ZM73 217V216H72ZM87 217V216H86ZM96 217V216H95ZM98 217V218H99ZM132 217V216H131ZM144 217V215H143ZM198 217V216H197ZM262 217V216H261ZM79 218V217H78ZM81 218V216H80ZM101 218V217H100ZM185 218V217H184ZM204 218V217H203ZM226 218V216L224 217ZM87 219V218H86ZM91 219V218H90ZM96 219V218H95ZM143 219V218H142ZM263 219V218H262ZM89 220V219H87ZM108 220V219H107ZM126 220V219H125ZM124 220V222H125ZM148 220V219H147ZM62 221V220H61ZM77 221V220H76ZM75 221V222H76ZM83 221V220H82ZM99 221V220H98ZM150 221V220H148ZM188 221V220H187ZM191 221V220H190ZM202 221V220H201ZM262 221V220H261ZM59 222V221H58ZM73 221V223H75ZM88 222V221H87ZM182 222V221H181ZM222 222V221H221ZM78 223V221H77ZM86 223V222H85ZM89 223V222H88ZM107 223V222H106ZM142 223V222H141ZM220 223V222H219ZM242 223V222H241ZM246 223V222H245ZM252 223V222H251ZM76 224V223H75ZM87 224V223H86ZM85 224V225H86ZM98 224V222H97ZM138 224V223H137ZM189 224V223H188ZM218 224V222H217ZM222 224V223H221ZM220 224V225H221ZM240 223H238L239 225ZM258 224V223H257ZM66 225V224H65ZM88 225V224H87ZM94 227L95 225L92 224ZM108 225V224H107ZM129 225V224H128ZM215 225V224H213ZM251 225V224H250ZM63 226V225H62ZM102 226V225H101ZM189 226V225H187ZM196 227V225H194ZM246 226V225H245ZM244 226V227H245ZM77 227V226H76ZM81 227V226H80ZM90 227V226H89ZM182 227V226H181ZM184 227V226H183ZM192 227V226H191ZM193 227L192 230L195 228ZM252 227V226H251ZM254 227V225H253ZM66 228V227H65ZM86 228V227H85ZM213 228V227H212ZM222 228V227H221ZM224 228V227H223ZM248 227H246L247 229ZM74 229V228H73ZM87 229V228H86ZM89 229V228H88ZM91 229V228H90ZM96 229V228H95ZM101 229V228H100ZM126 229V228H125ZM137 229V228H136ZM169 229V228H168ZM186 228H184L185 230ZM234 229V228H233ZM242 229V228H241ZM245 229V228H244ZM251 229V228H250ZM59 230V229H58ZM72 230V229H71ZM83 230V228L81 229ZM150 230V228H149ZM152 230V229H151ZM165 230V229H164ZM172 230H174L172 228ZM190 230V231H192ZM196 230V229H195ZM221 230V229H220ZM243 230V229H242ZM249 230V228L247 229ZM254 230V229H253ZM63 231V228H62ZM80 231V230H79ZM85 231V230H84ZM144 231V230H143ZM166 231V230H165ZM169 231V230H168ZM175 231V230H174ZM186 231V230H185ZM204 231V230H202ZM206 231V230H205ZM225 231V230H224ZM246 231V230H245ZM57 232V231H56ZM66 232V231H65ZM71 232V231H70ZM89 232V231H88ZM153 232V231H152ZM183 232V231H182ZM232 232V231H231ZM78 233V232H77ZM100 233V231H99ZM115 233V232H114ZM133 233V232H132ZM137 233V232H136ZM148 233V232H147ZM165 232H163L164 235ZM176 233V232H174ZM172 234V236L175 234ZM178 233V232H177ZM200 233V232H199ZM219 233H221L219 231ZM217 233V234H219ZM46 234V233H45ZM54 234V233H53ZM59 234V232H58ZM74 234V233H73ZM79 234V233H78ZM124 234V233H123ZM144 234V233H143ZM167 235V232L165 233ZM170 234V233H169ZM170 234V235H171ZM195 234V233H194ZM37 235V236H38ZM62 235V234H61ZM68 235V234H67ZM75 235V234H74ZM98 235V234H97ZM128 235V234H127ZM136 235V234H135ZM150 235V234H149ZM154 235V233H153ZM158 235V233H157ZM162 237H166L167 236H163ZM169 235V237H170ZM44 236V234H43ZM78 236V235H77ZM103 236V234H102ZM110 236V235H109ZM112 236V235H111ZM123 236V235H122ZM156 236V235H155ZM180 236V235H179ZM58 237V235H57ZM62 237V236H61ZM76 237V236H75ZM121 237V236H120ZM139 236H135V238L138 239ZM157 237V236H156ZM194 237V236H193ZM30 238V239H28ZM55 238V237H54ZM73 240V236L71 237ZM154 238V237H153ZM165 238V239H166ZM28 239V240H26ZM47 239V238H45ZM119 239V238H118ZM117 239V240H118ZM160 239V238H159ZM170 239L169 241H172L174 238H168ZM167 239V240H168ZM172 239V240H171ZM185 239V238H184ZM113 240V239H112ZM116 240V239H115ZM163 240V239H162ZM166 240V241H167ZM175 240V239H174ZM47 241V240H46ZM49 241V240H48ZM76 241V240H75ZM84 241V240H83ZM88 241V240H87ZM136 241V240H135ZM138 241V240H137ZM23 242V243H24ZM80 242V241H79ZM86 242V241H85ZM93 242V241H92ZM107 242V241H105ZM116 242V241H115ZM140 242V241H139ZM168 242V241H167ZM165 242V243H167ZM185 242V241H184ZM22 243V244H23ZM66 243V242H65ZM89 243V242H88ZM174 243V242H173ZM172 243V244H173ZM61 244V243H60ZM59 244V245H60ZM106 244V243H105ZM169 244V243H168ZM194 244V243H193ZM56 245V244H55ZM64 245V242H63ZM66 245V244H65ZM70 245V244H69ZM102 245V244H101ZM139 245V244H138ZM164 245V244H163ZM170 245V244H169ZM195 245V244H194ZM30 246V247H29ZM147 246V245H146ZM153 246V244H152ZM155 246V245H154ZM168 247V245H166ZM181 246V245H180ZM187 246V243H186ZM193 246V245H192ZM58 247V246H57ZM128 247V246H124ZM142 247V246H141ZM149 247V246H148ZM157 247V246H155ZM165 247V246H164ZM175 247V244H174ZM179 247V246H178ZM177 247V248H178ZM215 247V246H214ZM222 247V246H221ZM43 248V247H42ZM45 248V246H44ZM67 248V247H66ZM94 248V247H93ZM123 248V247H121ZM187 248V247H186ZM191 248V247H190ZM41 249V248H40ZM80 249V248H79ZM120 249V248H118ZM192 249V248H191ZM210 251L213 249L210 247L209 248ZM221 249V248H220ZM87 250V249H86ZM90 250V249H89ZM97 250V249H96ZM155 250V249H154ZM165 250V249H164ZM172 250H174L172 248ZM180 250V249H179ZM181 250H183L181 248ZM94 251V250H93ZM159 251V250H157ZM194 251V249H193ZM199 251V250H197ZM211 251V252H212ZM248 251V250H247ZM155 252V251H154ZM162 252V250H161ZM178 252V251H177ZM200 252V251H199ZM55 253V252H54ZM86 253V252H85ZM253 253V252H252ZM24 254V253H23ZM29 254V253H28ZM34 254V253H33ZM94 254V253H93ZM157 254V253H156ZM10 255V254H9ZM12 255V254H11ZM30 255V254H29ZM55 255V254H54ZM158 255V254H157ZM161 255V254H159ZM158 255V256H159ZM163 255V254H162ZM13 256V255H12ZM44 256V255H43ZM42 256V257H43ZM95 256V254H94ZM156 256V255H154ZM251 256V255H250ZM85 257V256H84ZM97 257V256H96ZM12 258V257H11ZM69 258V257H68ZM90 258V257H89ZM257 258V257H256ZM1 259V258H0ZM247 259V258H246ZM249 259V258H248ZM247 259V260H248ZM66 260V259H65ZM245 260V259H244ZM244 260H242L244 262ZM46 261V258H38L36 259V261H34V264H43V262ZM8 263V262H6ZM21 263V262H20ZM28 263V262H27ZM68 263V262H67ZM245 263V262H244ZM10 264H14L13 262ZM22 264H24L22 262ZM48 264V263H47ZM70 264V262L68 263ZM255 264V263H254Z\"/></svg>",
	"mask_w": 264,
	"mask_h": 264
}]
</instances>
